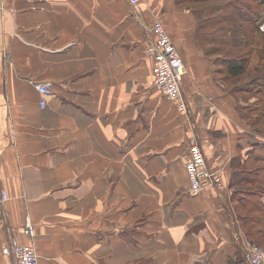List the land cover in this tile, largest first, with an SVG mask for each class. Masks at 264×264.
<instances>
[{"label": "crops", "instance_id": "obj_1", "mask_svg": "<svg viewBox=\"0 0 264 264\" xmlns=\"http://www.w3.org/2000/svg\"><path fill=\"white\" fill-rule=\"evenodd\" d=\"M1 5L0 189L8 200L0 264H14L3 246L30 242L22 232L26 216L35 227L39 264H248L250 243L233 186L259 188L264 207V136L240 117L206 52V15L216 5ZM155 19L186 64L187 118L152 82L154 61L146 49ZM36 82L52 85L43 108ZM191 135L225 190L188 191Z\"/></svg>", "mask_w": 264, "mask_h": 264}, {"label": "built area", "instance_id": "obj_2", "mask_svg": "<svg viewBox=\"0 0 264 264\" xmlns=\"http://www.w3.org/2000/svg\"><path fill=\"white\" fill-rule=\"evenodd\" d=\"M143 0H128L131 6L136 7ZM1 11L5 7L1 5ZM264 31V24L259 26ZM151 39L147 45V53L153 58L152 82L155 89L168 100L183 117L187 118L191 113L188 101L183 93L182 83L187 73L186 65L181 58L178 48L172 41L165 26L159 19H155L150 27ZM9 59L8 56H6ZM35 89L41 96L40 106H45L46 97L52 93V85L49 82H36ZM188 158L185 162V171L189 179L188 191L191 194L199 193L202 189L211 188L218 191L226 189L222 175L213 171L207 165L205 155L197 137L191 135L188 138ZM8 200L5 190L0 189V220L5 217L4 207ZM22 232L30 242L21 244L12 241L3 246L2 254L13 259L14 264H39L38 255L33 243L35 227L29 216L25 217ZM244 259L248 264H264V246L249 244L244 252Z\"/></svg>", "mask_w": 264, "mask_h": 264}, {"label": "rangeland", "instance_id": "obj_3", "mask_svg": "<svg viewBox=\"0 0 264 264\" xmlns=\"http://www.w3.org/2000/svg\"><path fill=\"white\" fill-rule=\"evenodd\" d=\"M211 6L219 8V11L208 10L207 14L209 16L214 14V17L218 18L221 14L225 13V11L227 12V10L224 11L220 8V0H205L206 9H209ZM222 25L223 23H221L219 27L212 26L209 28L207 26L205 29L206 33L211 32L204 46L207 54L216 59V79L223 84L229 94L235 98L236 110L240 117L246 121L247 125L250 126L253 131H257L264 136V94L260 92V89L264 88V83L262 79L255 80L259 76V71L256 72L249 69L244 75L231 78L226 75L225 69L221 66L226 59L245 57L250 60V53H252L253 49L248 48L250 47L248 44H246L247 47L240 44V38L237 35L231 37L221 33L219 29H222ZM227 26H232V24H227ZM202 28L203 27H201V29ZM245 28L247 38L251 40L252 36H254L252 32L255 31L249 24L245 25ZM215 36L220 37V39L218 41H212L211 37ZM262 41L264 43V39H262ZM262 51L263 50H255L254 52H259L261 54ZM255 83L257 84V89L253 91L252 89L256 87ZM258 190L259 188H256V186H249L247 183L233 186L234 201L237 207L241 228L245 235L249 233L252 239L260 243H258L257 246L263 247L264 223L261 222V219H264V208L256 204V194L257 196L259 195Z\"/></svg>", "mask_w": 264, "mask_h": 264}, {"label": "trees", "instance_id": "obj_4", "mask_svg": "<svg viewBox=\"0 0 264 264\" xmlns=\"http://www.w3.org/2000/svg\"><path fill=\"white\" fill-rule=\"evenodd\" d=\"M220 8L224 11L227 10V12L225 11V13L221 14L218 18L211 17L208 14L206 15V23H209V27H219V25L223 23L222 29H219L221 33L231 37L237 35L240 38V44H243L244 47H247L246 44H248V46H250L248 48L253 49L252 53H250V60L245 57L224 60L221 66L225 69L226 75L231 78H237L244 75L247 70L252 69L256 72L259 71V76L255 80L262 79L264 83V43L262 41V39H264V31L259 30V26L264 24V0H228L226 3H221ZM215 11L218 12L219 8H216ZM226 23L232 24V26H229V28ZM247 24L253 27L255 31L252 32L254 36H252L251 40H249L246 35L245 25ZM225 25L226 27H224ZM213 38H216L217 41L220 39V37ZM255 50L263 51L260 54L259 52L255 53ZM256 89L257 84L252 90L255 91ZM260 90V92L264 94V88ZM260 192L261 190L259 189L258 194H260ZM232 199L235 200L234 194L232 195ZM256 204L257 206L261 205L259 201H257ZM259 207L263 206L261 205ZM261 222L264 223V219H261ZM246 238L250 244L258 245L259 243L252 239L249 233H247ZM228 264H244V262L237 260L235 262L229 261Z\"/></svg>", "mask_w": 264, "mask_h": 264}]
</instances>
